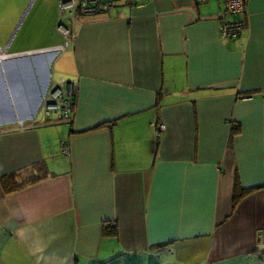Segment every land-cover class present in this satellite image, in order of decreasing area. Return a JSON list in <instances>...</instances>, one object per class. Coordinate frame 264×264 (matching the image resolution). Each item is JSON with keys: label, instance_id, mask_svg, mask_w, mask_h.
I'll use <instances>...</instances> for the list:
<instances>
[{"label": "crops", "instance_id": "crops-1", "mask_svg": "<svg viewBox=\"0 0 264 264\" xmlns=\"http://www.w3.org/2000/svg\"><path fill=\"white\" fill-rule=\"evenodd\" d=\"M32 1L0 0V264L264 263V0H117L58 55ZM63 77L74 120L34 124Z\"/></svg>", "mask_w": 264, "mask_h": 264}, {"label": "built area", "instance_id": "built-area-1", "mask_svg": "<svg viewBox=\"0 0 264 264\" xmlns=\"http://www.w3.org/2000/svg\"><path fill=\"white\" fill-rule=\"evenodd\" d=\"M116 1L117 0H61V19L58 23L57 30L64 36L66 43L52 49L51 52L58 54L63 53L67 48L68 39L71 36L70 28L63 23V15L69 17L71 20H74L77 11H80L83 15L106 13L115 6ZM126 1L137 4L146 0ZM198 1L207 2L208 0ZM248 1L249 0H226L227 8L225 14H228L231 17H238L242 12H244V10H246ZM228 21H226L224 26V35L231 39L237 38L244 28L243 22L237 21L236 19ZM78 89V83L74 81L68 80L64 77L57 81L52 78L49 87L41 100L40 107L32 119V122L35 124L39 121H56L71 124L74 120ZM154 126L156 128L157 136H159L162 131L166 130V125L164 123L158 124L155 122ZM61 145L63 153L69 154L70 149L68 148L67 143L62 141Z\"/></svg>", "mask_w": 264, "mask_h": 264}, {"label": "rangeland", "instance_id": "rangeland-1", "mask_svg": "<svg viewBox=\"0 0 264 264\" xmlns=\"http://www.w3.org/2000/svg\"><path fill=\"white\" fill-rule=\"evenodd\" d=\"M32 2H34V0L32 1ZM58 15H61V8H60V12H59V14ZM60 16H59V21H60ZM62 20L64 21L63 23L66 25V22H67V16H64L63 15V18H62ZM59 21H58V23H59ZM58 26V25H57ZM49 51H52V49L50 50L49 49ZM60 65H61V61H58L56 64H55V70H56V72L60 69ZM67 79V78H66ZM262 264H264V263H262Z\"/></svg>", "mask_w": 264, "mask_h": 264}, {"label": "bare ground", "instance_id": "bare-ground-1", "mask_svg": "<svg viewBox=\"0 0 264 264\" xmlns=\"http://www.w3.org/2000/svg\"><path fill=\"white\" fill-rule=\"evenodd\" d=\"M56 54L58 55V53H56ZM48 87H49V85H48ZM48 87H47V89H48ZM47 89H46V91H47ZM46 91H45V92H46Z\"/></svg>", "mask_w": 264, "mask_h": 264}]
</instances>
